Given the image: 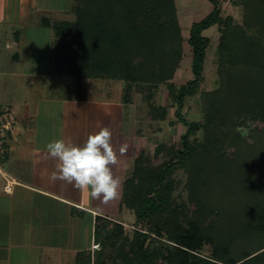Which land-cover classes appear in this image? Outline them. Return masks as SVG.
I'll return each instance as SVG.
<instances>
[{
  "label": "trees",
  "instance_id": "obj_1",
  "mask_svg": "<svg viewBox=\"0 0 264 264\" xmlns=\"http://www.w3.org/2000/svg\"><path fill=\"white\" fill-rule=\"evenodd\" d=\"M209 1L187 37L176 0H80L76 21L56 26V65L80 90L87 79L121 80L133 105L145 84L147 120L166 121L174 108L186 127L172 143L138 149L121 200L136 228L127 233L122 221L97 215L100 248L80 253L78 264H264V0H242V23L224 14L222 0ZM213 27L219 86L203 91ZM186 45L193 76L178 87ZM162 85L167 104L156 100ZM196 95L199 120L185 113Z\"/></svg>",
  "mask_w": 264,
  "mask_h": 264
},
{
  "label": "crops",
  "instance_id": "obj_2",
  "mask_svg": "<svg viewBox=\"0 0 264 264\" xmlns=\"http://www.w3.org/2000/svg\"><path fill=\"white\" fill-rule=\"evenodd\" d=\"M76 2L0 0V74L26 81L17 85L19 100L7 89L0 95V112L17 110L19 124L15 140L0 157V264H56L64 251L78 262L80 253L93 254L99 245L96 216L115 218L97 210L99 200L88 192L49 179L56 161L47 156L48 142L83 144L90 134L108 127L118 155L117 138L127 130L119 122L126 117L121 114L124 99L86 98L77 78L56 65V26L74 20ZM66 76L69 95L56 94L54 89L59 85L63 90ZM130 119L136 138L138 119L133 114ZM7 184H12L11 191ZM107 204L106 210L120 206L115 200ZM99 205L103 208L101 201Z\"/></svg>",
  "mask_w": 264,
  "mask_h": 264
},
{
  "label": "rangeland",
  "instance_id": "obj_3",
  "mask_svg": "<svg viewBox=\"0 0 264 264\" xmlns=\"http://www.w3.org/2000/svg\"><path fill=\"white\" fill-rule=\"evenodd\" d=\"M80 0H77L76 6L79 4ZM177 8H178V16L180 23L183 28V34L187 37L189 35L191 25L194 22L202 20L205 16H207L213 5L209 0H176ZM223 2V10L225 15H232L236 22L242 23L244 20V6L242 0H222ZM74 4V3H73ZM75 6V8H76ZM73 21L75 22L77 19V13L74 9ZM72 18V17H71ZM70 18V19H71ZM205 35L209 36L212 39V43L207 51V58L205 63V80L202 83L201 89L204 90H213L219 86V74H218V65H217V46L220 38V30L217 27H213L207 31H205ZM48 70L50 66L47 65L45 67ZM193 76L192 72V52L188 45L185 48L184 60L180 68L177 70L175 78L173 79V83L176 86L180 87L182 84L187 82ZM0 74V95L4 93V89L9 90L10 95L15 99L19 100L20 95L18 93L17 85L19 83L26 84V81L20 80L17 76L7 77ZM67 77V76H66ZM68 77L63 78V90H61L58 85V89H54V92L57 94L61 92L64 96H68V90H65V86L68 84ZM65 85V86H64ZM84 86V94L86 98H108L110 97L111 101H118L119 99L124 98V86L125 82L121 80H112V79H90L83 83ZM4 90V91H3ZM135 97L133 105L127 104L121 107V114L126 117L122 118L120 122V126H126V132H121V137L117 138V142L119 144V148L121 145L126 144L127 151L124 155H120L118 153V165L112 167L113 175L118 177L120 180V187L118 190V196L109 201L108 203H113L115 200L116 203H119L120 206L117 207L116 210L105 209L107 203H101L103 208L99 205V202L94 205V207L102 211L104 213H109L113 215L116 219L122 221L124 229L127 233H132L136 228V216L135 214L127 209L124 205L121 204L122 200V182L129 174V172L133 169L134 165V156L137 155L138 149L144 148L148 149L151 152L154 151L155 147L161 142L172 143L178 139L180 135H182L186 127L176 122V118L174 117V108L170 109L169 117L166 121H150L146 118V104L144 100V93L149 91V87L147 85L137 84L135 89ZM20 91V90H19ZM156 100L159 104H167L170 102L169 98V90L166 85L160 86L157 89ZM125 104V103H124ZM13 113L18 115V111L14 110ZM185 113L189 119L199 120L203 116L202 107H201V99L199 95L187 98L186 100V108ZM135 115L138 119V134L135 138L131 132V115ZM126 118V119H125ZM126 122H124V121ZM176 122L174 125L173 122ZM253 126V125H252ZM19 128V124H16L15 130ZM241 132L244 136H247L251 132V128H242ZM134 133V132H133ZM112 143V141H111ZM245 201V199L243 198ZM90 227V225H89ZM86 228V224L84 225ZM90 229V228H89ZM62 243L66 246V242L68 240L67 234H63ZM97 249L100 248L99 245H96ZM62 256V261L58 257L56 260V264H77L73 257V253H69L64 251ZM60 260V261H59ZM55 262H50L48 264H54Z\"/></svg>",
  "mask_w": 264,
  "mask_h": 264
},
{
  "label": "clouds",
  "instance_id": "obj_4",
  "mask_svg": "<svg viewBox=\"0 0 264 264\" xmlns=\"http://www.w3.org/2000/svg\"><path fill=\"white\" fill-rule=\"evenodd\" d=\"M108 127H101L90 134L83 144L66 143L62 139L46 144L47 156L56 161L49 179L61 181L74 189L88 192L101 203H108L118 196L120 180L113 175L112 167L118 165L117 152L112 143ZM127 145L119 148L120 155Z\"/></svg>",
  "mask_w": 264,
  "mask_h": 264
},
{
  "label": "built area",
  "instance_id": "obj_5",
  "mask_svg": "<svg viewBox=\"0 0 264 264\" xmlns=\"http://www.w3.org/2000/svg\"><path fill=\"white\" fill-rule=\"evenodd\" d=\"M16 123L17 116L12 111L4 110L0 112V157L16 138ZM6 190L11 191L12 184H7Z\"/></svg>",
  "mask_w": 264,
  "mask_h": 264
}]
</instances>
